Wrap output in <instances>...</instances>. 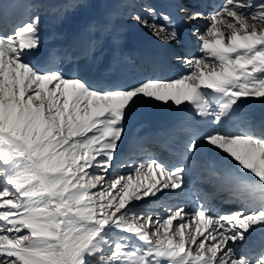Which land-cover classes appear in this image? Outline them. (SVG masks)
I'll return each instance as SVG.
<instances>
[{
  "label": "snow or ice",
  "instance_id": "snow-or-ice-1",
  "mask_svg": "<svg viewBox=\"0 0 264 264\" xmlns=\"http://www.w3.org/2000/svg\"><path fill=\"white\" fill-rule=\"evenodd\" d=\"M42 7L0 0V264H264V121L229 127L242 105L264 104V0L146 7L150 20L131 18L161 44L180 42L175 18L193 24L199 55L176 53L185 69L176 77L97 84L82 61L106 42L118 48L122 34L100 20L76 53L46 46ZM155 108L181 121L174 165L133 159L143 138L127 130ZM205 154L222 162L234 210L188 206V177ZM120 155L127 175L116 174ZM206 171V182L220 179ZM165 190L186 199L161 204V215L150 204Z\"/></svg>",
  "mask_w": 264,
  "mask_h": 264
},
{
  "label": "rangeland",
  "instance_id": "rangeland-1",
  "mask_svg": "<svg viewBox=\"0 0 264 264\" xmlns=\"http://www.w3.org/2000/svg\"><path fill=\"white\" fill-rule=\"evenodd\" d=\"M7 1L10 2V0H7ZM13 1L14 2H12V3L16 2V0H13ZM151 1L152 0H146L147 4H142L141 3L142 0H113V1H111L108 5L109 8H111V10H114L113 9L114 6L115 7L119 6L123 2H127V4H124V5H127L129 7V9L127 11L122 10L123 5L121 6L120 10L115 9L117 11V15L114 16L115 28L112 25H110L111 29L112 28L115 29L114 33L118 32L119 28H124V30L121 32V34L123 36V43L118 48H114L111 43L106 42L104 47L106 50L108 49V53L106 51L107 54H104V56L100 62L98 60H96L95 62L90 61V60H84L85 61L84 63L87 64L88 66H90L91 64H96V65L99 64L100 66L97 65V67L100 69L101 72L103 70V73H105L104 68H103V64H102L103 60L106 56H109V55L113 56V58H114L113 70L111 71L110 74H108V77L111 81L119 82L120 69H123V66L120 63H121V60L124 59L121 57V54L127 53V50H126L127 49V43L132 40V36H135L137 32H143L144 35L147 36L149 42L151 44L155 45L156 49L161 50V51L164 50V52L166 53L165 56L175 55L176 53H182V54L187 53L189 55H191V54L199 55L196 38L192 35V31H193V27H194L193 24H185L182 22L184 24L185 28L187 29V42L186 43L180 44V42H179V43H174L171 46H168V45L161 44L152 35L151 31L148 28L142 27L140 24H138L135 20H133L131 18L132 15L139 13L145 19L150 20V17H148V14L144 11V9L148 6H152ZM168 1L169 0H164L165 3ZM19 2L30 3V4H44V7L48 5L47 9L42 7L39 10V15L41 17V29H42L41 34L44 36L43 33L45 32V26L50 29V26L52 25V23L55 26H57V28H59V30L57 29L56 32L61 31V33L56 35V33L54 32L53 36L52 35H51V37L47 36L46 38L48 40L45 42L46 46H49V47L59 46L62 49H67L70 53H76L77 50L79 51L81 44L87 39L86 34H85V30H84L85 26L90 24V22H87V17H85L84 20L78 24L79 26H70L69 24H67V25L65 24L66 22L71 23L69 21H64V14L65 13H63L62 15H59V13H57V16H56V14H53V11H59L60 12L62 10V8L61 7H59V8L53 7L52 8L50 5L52 0H19ZM170 2H172V1H170ZM218 2L219 1H217V3ZM91 9H93V10H90V9L85 10L84 9L83 14L85 13L87 16H95V18L97 19L101 15L100 12H102V11H99L100 10L99 4L95 5L94 3H92ZM209 10L210 9L206 10L205 12H207ZM15 11L16 12H22L23 9H16ZM84 16L85 15H83L82 18ZM59 17H61V22L59 21ZM44 22L46 25L44 24ZM205 23H206V21L201 20V21L196 23V26H199V27H201V29H203V26L205 25ZM72 24H75V23L73 22ZM118 26H119V28H118ZM62 28H63V30H60ZM70 30H74V33L71 34L69 32ZM64 37H65V41H66L65 45H64ZM133 40H135V39H133ZM72 42H74V43H72ZM97 56H98V53H97ZM129 59L132 62L134 61L133 58L130 57V55H129ZM171 60L172 61L169 63V65L171 66L172 70L169 73V75H167V74L165 75L164 72H161V73L158 72L157 76H161V77H165V78L176 77L180 73L185 71L183 66L180 63H178L174 58ZM169 61H167L165 58L166 63H163V60L160 61V63H162L164 65V64H168ZM133 65H135V64L133 63ZM133 65H132V67L128 68V73L123 72V76L128 74L126 76V78H129L130 81L134 80V79H139V78H154L147 71H145L143 68H142V71H143L142 74L139 73V72H141L140 70H139V72L133 71V69H134ZM128 81L129 80H127L123 77L122 83L128 82ZM249 106H252L253 107L252 109H255L253 111L254 113H257V112L261 113L264 111V104H261L259 102L242 105L241 108L238 110V112L240 114H244L246 116V118H248V119H251V116H252V114H251L252 110L249 109ZM162 116L163 117H170L171 113L169 112V110H166L164 108H155V109L149 110L147 113H145L142 116V118L140 120L134 121L129 126L130 130L137 129V130H135V132H138V133L134 134V132L129 131L128 132L129 136L130 137H137V136L138 137H144V135L146 134L145 132H146L148 124H153V121L156 118H162ZM165 120H169L168 122L171 126V130L176 129L181 122L178 118V114H176V113H174V115L171 119H165ZM147 121H149L148 124L146 123ZM234 121H235L236 125H239L242 122L241 120H234ZM230 123H232V121ZM152 127H155V122L152 125ZM139 132H141V133H139ZM178 136L180 139H184L183 133H178ZM141 155L142 154L139 153V154H137V156L135 155L133 157V159L137 163L142 162L141 157H138ZM120 156H122L121 159H120ZM120 156H118L114 162L115 167H116V174L127 175L130 171V169L128 167L124 166L125 162L127 161V156H125V157H124V155H120ZM205 156H207V155L205 154ZM143 157H145V156H143ZM212 159L213 158H209L207 163L209 164V161ZM166 163H169L170 165H172L170 162H166ZM208 164L206 166H208ZM200 176H203V174L202 173L196 174V173L192 172L190 174V177H189L190 179H188V185L189 186L197 185L200 181L204 180L205 175L203 176V179L200 178ZM149 182H151V181H145V183H149ZM180 200H182V201H180ZM184 200L185 199L181 195L178 196L175 192H170L168 190H165V194H162L160 196V201L155 203V204H150V207L153 208L154 211H156L157 213H159L161 215H165L166 214L165 208L160 206L161 204H166V203H173L174 204V203L184 202ZM187 203H188V201H187ZM188 205H189V203H188ZM191 227H195V225H191ZM153 240H155V237H153Z\"/></svg>",
  "mask_w": 264,
  "mask_h": 264
},
{
  "label": "bare ground",
  "instance_id": "bare-ground-1",
  "mask_svg": "<svg viewBox=\"0 0 264 264\" xmlns=\"http://www.w3.org/2000/svg\"><path fill=\"white\" fill-rule=\"evenodd\" d=\"M170 1H172V2H170ZM169 2H168V5L171 4V3H174V0H169ZM154 4L159 5L161 7V9H163L165 11H174L171 8H167L166 7L167 3H163L162 0H155ZM174 24H175V26L177 28V31L180 34V40L185 38V35L182 34L181 32H183V33L187 32V29L182 25V22L178 18H175L174 19ZM133 39H135V40H133ZM131 41H134L136 43L135 46L140 47L144 51L143 55H141V56H142V58H146L145 61H147L150 64V66H151L150 68L152 70V73L154 72V70L157 67L165 68L167 70L168 69L172 70L171 66L169 65V63H170L169 58H166V60L169 61L168 64H164L163 65L162 63H160V61H162V60H163V63H166L165 62V58L164 59L161 58L160 50L156 49L155 45L151 44L149 42L147 36L144 35L143 32H137L135 36H132V40ZM135 46H134V48H135ZM164 57H166V56H164ZM154 122L155 121H153V124H154ZM152 125H150L148 127V134L151 137H154L155 135H158V136L161 137V132H160V130L158 128V124L155 122V127H152ZM145 149H146V153H148V155H151V156H153L155 158H158L160 156V155L157 156V152L154 151V150H151L150 147H145ZM204 188H201V189H204ZM233 205L234 206L236 205L234 200H233ZM212 212H213V214H215L213 210H212Z\"/></svg>",
  "mask_w": 264,
  "mask_h": 264
},
{
  "label": "trees",
  "instance_id": "trees-1",
  "mask_svg": "<svg viewBox=\"0 0 264 264\" xmlns=\"http://www.w3.org/2000/svg\"><path fill=\"white\" fill-rule=\"evenodd\" d=\"M113 1V0H90L91 4L94 3L95 5L96 4H99V8L100 10L99 11H102L101 13L104 14L106 16V19L107 20H114V16L116 14V11L112 12L109 8V3ZM74 2V0H52L51 2V7H59V6H62L63 9L59 12V15H62L63 13L64 16L66 14H68V17L67 19L68 20H71V21H76L78 20L82 15H83V10L84 9H77V10H73L69 7H65L66 5H70ZM142 4H144V2L142 1L141 2ZM125 3L121 4L119 7H117L118 10L121 9V6H122V10L123 11H127L129 9V7L127 5H124ZM47 9V8H46ZM90 10H93L91 8H89ZM56 12V11H54ZM62 13V14H61ZM125 64H127L128 66L132 67V64L130 61H127Z\"/></svg>",
  "mask_w": 264,
  "mask_h": 264
}]
</instances>
